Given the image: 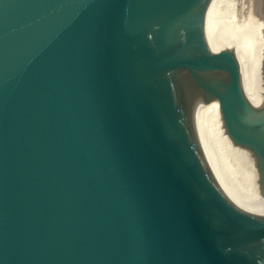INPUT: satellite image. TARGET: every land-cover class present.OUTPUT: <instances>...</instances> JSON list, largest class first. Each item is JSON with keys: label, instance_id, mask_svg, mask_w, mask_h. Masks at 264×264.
Listing matches in <instances>:
<instances>
[{"label": "water", "instance_id": "obj_1", "mask_svg": "<svg viewBox=\"0 0 264 264\" xmlns=\"http://www.w3.org/2000/svg\"><path fill=\"white\" fill-rule=\"evenodd\" d=\"M231 6L0 0V264H264Z\"/></svg>", "mask_w": 264, "mask_h": 264}, {"label": "bare ground", "instance_id": "obj_2", "mask_svg": "<svg viewBox=\"0 0 264 264\" xmlns=\"http://www.w3.org/2000/svg\"><path fill=\"white\" fill-rule=\"evenodd\" d=\"M230 47L239 68L243 96L253 110L259 111L264 108V85L259 73L248 80L246 72L250 62L259 70L264 51V0H232ZM225 201L242 214L245 200L241 195Z\"/></svg>", "mask_w": 264, "mask_h": 264}, {"label": "rangeland", "instance_id": "obj_3", "mask_svg": "<svg viewBox=\"0 0 264 264\" xmlns=\"http://www.w3.org/2000/svg\"><path fill=\"white\" fill-rule=\"evenodd\" d=\"M259 63V62H258ZM248 64V66L247 67H249L248 68V70H247V72H246V74H247V79L249 80H251V77H253V76H256L259 72V70L257 69L258 68V66H257V68H255V64H253L252 63V65H251V62L250 63H247ZM251 68V69H250ZM256 70H257V72H256ZM254 74V75H253Z\"/></svg>", "mask_w": 264, "mask_h": 264}]
</instances>
